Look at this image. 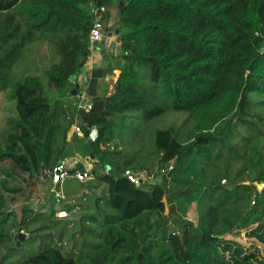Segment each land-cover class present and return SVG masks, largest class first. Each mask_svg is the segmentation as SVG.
I'll return each mask as SVG.
<instances>
[{
  "label": "trees",
  "instance_id": "16d2710c",
  "mask_svg": "<svg viewBox=\"0 0 264 264\" xmlns=\"http://www.w3.org/2000/svg\"><path fill=\"white\" fill-rule=\"evenodd\" d=\"M115 1L0 0V92L9 91L16 113L0 138V264H264V0H122L119 54L93 69L87 112L73 103L71 81L90 60L95 10ZM40 41L59 57L44 70L47 87L37 75H15ZM169 109L187 119L155 129L148 155L119 148L127 133L117 128L141 130L117 116L142 112L151 121ZM77 121L86 137L69 142ZM93 127L97 142L87 137ZM75 151L110 168L98 178L132 199L82 194L89 206L66 199L68 218L58 219L54 204L42 205L45 174ZM156 167L166 172L163 185L122 178ZM33 204L42 208L27 221L14 210ZM193 204L196 222L187 216ZM236 232L263 249L231 238ZM36 238L40 250L30 254Z\"/></svg>",
  "mask_w": 264,
  "mask_h": 264
},
{
  "label": "rangeland",
  "instance_id": "374dc122",
  "mask_svg": "<svg viewBox=\"0 0 264 264\" xmlns=\"http://www.w3.org/2000/svg\"><path fill=\"white\" fill-rule=\"evenodd\" d=\"M53 60H57L56 62H59V57L57 59V56H55L54 49L46 42L45 43L41 41L35 42L29 47V52L27 51L25 52L23 61L15 68V75L17 77H20L23 73H27L30 75H37L42 78L44 86L47 87L48 79L44 73V70L51 66L50 64H52ZM38 64H40L41 66V71L39 72L37 68ZM105 85L108 86V83ZM107 90H108L107 88H104V91ZM78 106H79V101H78ZM11 117H16L14 102L10 98L9 91L0 92V138L4 129L7 126L8 120ZM186 119H187V114L175 113L172 111V109H169L164 116L151 121L145 120L142 112H130L127 113L125 116H117L114 119L115 122L118 123H120L121 121L127 122L130 128L134 127L140 129L141 134L139 136H134L133 133L129 131L130 129H127L126 131V129L117 128L116 132L118 131L123 132L125 130L124 132L127 133L126 134L127 136H125L124 138H119L116 143L119 145V148L123 150L127 155H134L137 153L138 156H146L148 155V152L152 150V145L150 143V135H152L155 129L157 128L166 129L173 124L179 125L183 123ZM139 173L145 180V185L142 186V188L148 186L151 187L154 185H163L165 182V173L160 167H156L151 172L143 171ZM104 174L105 173H103V170H99L98 173L95 174V177L92 180L84 182L83 184L84 186L81 184L80 181L76 179H71V178L67 179L65 180L66 184L64 183L65 185L63 184V187H61L59 191L65 194L67 198V202H70V200L73 198L72 197L73 195H75L74 197L75 198L77 197L79 200L81 199V196L79 197V195L86 193H89L90 197L95 196V198L104 197V196L108 197V195L114 198L116 194L119 193L125 195L126 198L128 197L129 199H132V197L129 196V193L127 194L125 191L122 192L121 189H118L113 184H111L109 180H103L102 182L98 177ZM104 176H109V175H104ZM259 188L261 189L263 188V186H260ZM48 189H50V183L48 184L47 189H45V191H48ZM46 193L48 194V192ZM75 200L76 202L78 201L77 199ZM156 200L159 203L162 202L163 204H166V199L164 196H157ZM62 207L61 206L57 207L56 212H58L59 210H63ZM29 209H31V206L29 207ZM14 210L22 218L23 205H19L15 207ZM47 212H49V210H47ZM187 216L190 221L196 222L197 220L196 204H193L191 206ZM231 238L244 244L247 247L256 245L260 247V249H263V246L256 239L248 238L246 236V233L244 232H236L233 234ZM30 244H31L30 250L28 249L27 251V252H31L30 254L40 250L41 244L39 239L36 238L32 240ZM19 248H23V246H20ZM23 255L24 253L19 256H16V258L20 259Z\"/></svg>",
  "mask_w": 264,
  "mask_h": 264
},
{
  "label": "crops",
  "instance_id": "0c3cea01",
  "mask_svg": "<svg viewBox=\"0 0 264 264\" xmlns=\"http://www.w3.org/2000/svg\"><path fill=\"white\" fill-rule=\"evenodd\" d=\"M121 3H123L122 0H116L115 4L111 8H109L108 15L105 18V24H106L105 33L106 34H105L103 41L95 46L94 50L91 51L90 60L88 61L87 65L85 66L83 71L79 75L75 76L71 81L72 82L71 96L75 98L73 100V103H78V100H77L78 93H77V95H74L72 93V91L75 90L77 86H79L80 91L86 92V89L88 88V85H89L90 78L92 76L93 69L107 68L109 65L110 58L113 56H116L119 53V49H120V43H119V37H118V34H119L118 31L119 30L116 28V24H117L118 17H119L118 9H119V6ZM119 75H120V71L116 70V71H114V74L112 76L107 77L102 82L103 84H105V83L109 84V86H108L109 91L112 90V85L114 82L117 81ZM73 127L74 126H72V128L68 134V141L69 142L74 140L77 136L76 134H74ZM65 160H67L69 162L70 167L75 164L79 170L89 169L92 165L95 164V162L92 161L89 157H83L77 151H75V153L72 157H68ZM68 179H70V178H68ZM71 179H74V178H71ZM63 184L59 188L63 187ZM50 189H51V183H50ZM74 196L75 195L72 196L73 199L78 200V198L77 197L75 198ZM80 196H82V194H80L79 197ZM89 200H90L89 197L85 196L82 199H79L77 202H79V204L82 205V209H84L86 207V205L89 206V202H90ZM92 201H94V200H92ZM50 202H51V206H52V204H54L56 206V208L63 206V203L56 202L55 200L53 201L50 194H49L46 202L42 205L46 206L47 203H50ZM75 202H76V200H75ZM69 203H71V202H69ZM42 205L35 204V207H34V204H33V205H31V209L23 210V213H22L23 221H27L28 219H31L36 214V212L42 208ZM60 220H64V219H60ZM15 238H16V235H15ZM26 239L27 238H25L23 241H21V243H24ZM15 242H16V240H15ZM16 244L18 247L21 246V244L18 245L17 242H16Z\"/></svg>",
  "mask_w": 264,
  "mask_h": 264
},
{
  "label": "built area",
  "instance_id": "2783aa9c",
  "mask_svg": "<svg viewBox=\"0 0 264 264\" xmlns=\"http://www.w3.org/2000/svg\"><path fill=\"white\" fill-rule=\"evenodd\" d=\"M109 8H101L97 9L94 12V20L92 23L91 31L89 34V50L93 51L95 46L101 43L105 37V18L107 16ZM77 99L79 101V107L84 109L85 111H91L93 108V104L90 101V98L87 96L86 92L80 91L77 95ZM74 134L79 136L80 138L86 137V133L77 125L75 124L73 127ZM88 139L91 142H97L99 139V131L96 127L89 129L87 134ZM170 169V167L168 168ZM99 170H103L105 175H110L111 169L105 168L101 169L97 163L95 162L89 169H84V171L79 170L78 167L74 164L71 167L69 166V162L67 160L63 161L59 164L52 173L51 176V189L50 195L52 200L56 202H64L66 201V196L62 192L59 191V187L67 180L68 178H74L82 183L92 180L95 177V174L98 173ZM166 174V172L164 171ZM122 178L128 180L131 184L135 185L136 187H140L145 184L144 178L141 176L140 173H135L131 170H126L122 173ZM264 187V185H263ZM75 200H73V203ZM57 217L60 219H65L68 217V213L65 210H59L57 212ZM18 234H23L25 238H28V234L25 232L23 228H20L16 236Z\"/></svg>",
  "mask_w": 264,
  "mask_h": 264
},
{
  "label": "water",
  "instance_id": "95a60500",
  "mask_svg": "<svg viewBox=\"0 0 264 264\" xmlns=\"http://www.w3.org/2000/svg\"><path fill=\"white\" fill-rule=\"evenodd\" d=\"M122 6H123V3L120 4L119 8H122ZM262 51H264V43L262 45ZM79 92H80L79 86H77L76 89L72 91V93L74 95H77V93H79ZM169 167H170V164L167 165V168H169ZM82 171H84V169H82ZM45 178H50L51 179V176L48 175V174H45ZM220 238H224V236H222ZM24 239H25V237L23 236V234H18L16 236V238H15L16 242L18 243V245H20L21 241H23Z\"/></svg>",
  "mask_w": 264,
  "mask_h": 264
}]
</instances>
